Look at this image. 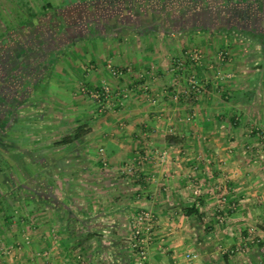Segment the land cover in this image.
<instances>
[{
    "label": "crops",
    "instance_id": "0c3cea01",
    "mask_svg": "<svg viewBox=\"0 0 264 264\" xmlns=\"http://www.w3.org/2000/svg\"><path fill=\"white\" fill-rule=\"evenodd\" d=\"M227 1L231 10L244 5L264 10L263 0ZM143 39L167 43L163 37ZM106 40L96 39L95 46L102 43L103 49L83 68L61 67L59 56L51 75L36 79L46 76L48 101L72 111L53 119L41 115V123L60 125L65 119L86 126L82 156L74 159L84 164L80 176L63 184L66 211L43 207L48 201L33 194L7 189L0 196V264H139L131 245L142 212L155 216L145 264H264V144L250 129L264 127L262 101L240 98L245 87L232 86L223 87L225 99L210 93L193 99L186 84L191 69L179 65L186 53L137 50L131 48L133 40L121 37L105 58ZM89 42V37L82 41ZM110 65L127 68L125 76H113ZM209 83L210 91L221 90L214 80ZM79 85L110 88L114 112L104 114L106 100L77 96ZM7 109L5 128L16 118L14 105ZM59 133L64 138L72 132ZM145 154L151 159L127 174L125 166ZM27 204L34 208L27 210ZM252 237L258 240L246 243ZM244 243L247 250L235 254ZM218 248L228 249V255L216 259ZM188 254L199 258L187 261Z\"/></svg>",
    "mask_w": 264,
    "mask_h": 264
},
{
    "label": "rangeland",
    "instance_id": "374dc122",
    "mask_svg": "<svg viewBox=\"0 0 264 264\" xmlns=\"http://www.w3.org/2000/svg\"><path fill=\"white\" fill-rule=\"evenodd\" d=\"M87 1L89 0H47V2L45 0H0V74L4 75V69L11 73L14 66L18 70L20 67L23 74L32 73L31 81L37 82V77L45 73L49 74L51 68L57 66H55L57 60L54 63L53 59H57L59 56L63 57L61 67L83 68L91 56L98 55V48L103 49L102 43L98 48L95 46L96 39L107 38L106 49L101 53V56L107 58L110 52L114 53L117 44L122 43V36L135 42L131 46L133 49L149 48L147 51L186 53L184 55L186 60H180L179 65L183 70L186 68L190 71L191 69V75L186 77V84L192 87L187 94H191L193 99L206 98L210 93L222 100L226 97L223 87L232 86L238 90L245 87L238 91L242 92L238 97L256 102L260 100L264 104V46L261 44V42L264 43L263 25L254 27L244 23L233 22L230 24L214 17L219 14L217 12L225 4L223 5L217 0H208L210 5L206 9L203 0H196V3H192V6L188 7L185 12L173 10L172 6L175 4L172 3L168 5L170 7L166 8L168 12L157 11L155 14L149 12L146 15L133 16L132 20H126L125 15L119 14L122 20L120 18L119 22H113L107 18V20L105 19L107 23H103H106L105 26L98 24L99 28H95L96 32L94 33L88 31L85 25L80 29L74 26L79 20L81 21L76 15L85 8ZM178 1L175 3H179ZM47 3H50L51 7L45 8ZM233 6L236 7V5ZM215 7H217L214 10L215 13L213 17H210L209 10ZM29 8H32L33 12L40 16L37 24L44 29L43 35L38 33L37 25L34 23L21 26L19 14L26 18ZM202 8L209 14L202 13ZM232 12H235L234 8ZM45 17L46 20H44ZM98 19L101 18H96V20ZM128 23L130 24L128 25ZM121 24L127 25V29L121 28ZM144 36L163 37L167 43L158 44L151 40L145 43ZM88 37L91 42L83 44V39ZM8 39H11V42L10 40L8 42ZM37 47L42 48L43 53L39 54L37 51V55H35L34 50H37L35 49ZM20 51L22 52L19 53ZM207 58L210 59L206 60ZM26 61L28 66L24 64ZM10 63L15 65L13 64L11 67ZM121 69L123 74L115 76L113 72L117 69L112 68L113 76L124 77L127 68L119 70ZM227 70L230 72L226 73ZM229 74L231 77H227ZM45 77L43 81L39 82L33 94L29 93L31 89L28 91L23 88V85L20 86L23 90L25 89V91L22 90V93L21 89L16 87L19 89L17 93H21L18 98L13 100L12 104L16 118L11 121L8 128L2 127L0 123V196L6 194L7 189L10 192H22L26 196H32V194L37 197L43 196L48 201L43 203V207L46 205L47 209L53 207V209L66 211L65 199L61 196L65 197L68 187L63 184H66L71 175H81L80 167L83 166L84 161L81 159L80 163H74V159L82 156V148L79 144L71 151H66L63 149L64 147L56 145L63 138L60 131L73 132L78 128V124L74 121L70 125L65 122V119H61L60 125L56 122L51 126L41 123V115L53 119L51 116L60 114V111L64 114L72 112H65L66 106L64 108L56 106L53 100L48 101L50 82ZM51 78L61 79L56 74H52ZM212 79L215 84L219 83L217 86L221 89L219 91L214 89L218 91L216 94H214V90L210 91L208 88L209 85H212L209 83L213 81ZM191 81H195V83ZM247 84L249 85L246 86ZM108 89V92L111 93L110 88ZM90 90L100 92L103 89L79 85L75 94L97 101L89 95ZM111 98L106 101L107 106L103 105L102 107L104 114L113 113L116 108L109 104L113 103ZM250 129L251 133L254 131L256 134L264 132V127L256 125H251ZM260 142L264 144V140ZM55 150L61 151L57 154L54 153ZM75 166L77 167L75 168ZM33 208V204L26 205L27 210ZM257 240V237H252L247 240L248 242L245 241L252 245ZM246 243L240 244L238 250L234 251L235 254L242 255L244 248H247ZM226 254L228 255L226 248H218L214 253L216 259H220Z\"/></svg>",
    "mask_w": 264,
    "mask_h": 264
},
{
    "label": "trees",
    "instance_id": "16d2710c",
    "mask_svg": "<svg viewBox=\"0 0 264 264\" xmlns=\"http://www.w3.org/2000/svg\"><path fill=\"white\" fill-rule=\"evenodd\" d=\"M45 1L47 2V0H45ZM177 1L178 0H89V1H87V3H86L87 5L85 6V8L81 9L79 11V13H77L76 16L78 17V19H81V21L79 20L78 23L74 24V26H77V27L79 26V29H80L81 27L83 28V26L85 25V28H87L88 31H92L95 33L96 32L95 28H99L98 24H102V26H105V24L107 23L106 22L107 18L108 19L110 18V20H112L113 22H119V19L121 18L120 15H122V16L125 15L126 20H128V19L132 20L133 16L138 17L139 15L141 16L142 14L146 15L149 12L151 14H153V13L155 14V13H157V11H167L168 12V10L166 8L170 7L168 5H170L172 3L175 4V6H172V7H174L173 10H175L176 12L177 11L185 12V11H187L188 7L192 6V3L193 4L196 3V0H181V1H178L179 3H175ZM219 1L221 4H223V5L225 4V6L230 4L227 0H219ZM239 1H242V0H239ZM202 2H204V6L206 9L209 8L210 1L203 0ZM176 4H178V7H176ZM46 7L47 8L51 7V4L47 3L45 8ZM76 11H77V9H76ZM27 12H28V14H27L26 18H23L22 14L21 15L19 14V17H21V20H20L21 26H27L29 23H34L37 25V29L39 31L38 33L39 34L41 33V35H43L45 33L44 29L42 28L41 25L37 24L39 22L38 19L40 16H38V14L34 13L32 8H29ZM74 12H75V10H74ZM206 12H207V14H209L207 10L202 8V13H206ZM81 13H83V14H81ZM115 13H117V14H115ZM98 17L101 19L96 20V18H98ZM149 17H151V16H149ZM44 20H46V17L44 18ZM121 20H122V18H121ZM112 21H110V22H112ZM104 22H106V23L103 24ZM91 23H93V24H91ZM82 24H83V26H82ZM129 24L130 23H128V25ZM102 26L100 25V27H102ZM120 26L123 29H127V25L124 26V24L123 25L121 24ZM144 27H142V28H144ZM130 31H131V29H130ZM9 40L11 42V39H8V42H9ZM261 44L264 46V43L261 42ZM35 49H38V47ZM29 50H32V49H29ZM40 50H42V48ZM40 50L38 51L39 54H41V52H42ZM21 52L22 51H20L19 53H21ZM27 53H25V54H27ZM51 59H53V57H51ZM53 60H54V62H56L57 59L54 58ZM24 64H27V61ZM27 66H28V64H27ZM11 67H12V65H11ZM19 69H20V67H19ZM11 71H14V70L12 69ZM16 72L18 73V75L20 74L23 77V79H24L25 74L28 76V74L30 73V72H27V73L23 74L22 71H19L17 69V67H16ZM24 81H25V79H24ZM38 84H39V82H32L31 80H28V81H25L23 86H25V88L28 89V91H29V89H31L29 91V93L33 94L36 87L38 86ZM29 86H32V87L30 88ZM88 133L89 132L86 129V126H81L77 129H75L71 133V135L64 137L60 142L56 143V145L60 146V147L78 145L81 143L82 139ZM230 254L232 255V253H230ZM226 256H227V254H226Z\"/></svg>",
    "mask_w": 264,
    "mask_h": 264
},
{
    "label": "flooded vegetation",
    "instance_id": "af4514ba",
    "mask_svg": "<svg viewBox=\"0 0 264 264\" xmlns=\"http://www.w3.org/2000/svg\"><path fill=\"white\" fill-rule=\"evenodd\" d=\"M248 5V3H247ZM258 7V6H257ZM257 7H253L251 10H249L248 6L244 5L241 7H238V10H235V12L233 13L230 7H221V10L217 13H219L218 15H214L215 13V8L210 9L209 11V16L210 17H214L217 19H222V21H227L228 23L232 24L233 22H236V24H247V25H251V26H260L262 27V25L264 26V10H258ZM249 12H251V16H249ZM208 17V16H207ZM206 17V18H207ZM93 24V23H91ZM110 25V24H109ZM83 26V24H82ZM77 27V26H76ZM109 27V26H107ZM79 28V26H78ZM262 29H264L262 27ZM40 50V47L35 50V54L37 55V51ZM41 51V50H40ZM11 64V63H10ZM14 64V63H13ZM11 64V65H13ZM16 68L15 66L12 68L14 71L9 73L7 69H4L3 73L4 75H1L0 78V123L2 124V119L3 117H9L10 113L9 111L6 112L8 109V106L12 105L13 100H15L16 98H18L19 95H21V93H17V90L21 89L20 86L22 87V85L25 83L23 77L15 71ZM19 71H21V69H19ZM1 72V71H0ZM22 82V84H21ZM16 87H18L16 89ZM14 88V89H13ZM22 90V89H21ZM23 92V91H21ZM7 105V107L5 108V106ZM13 107V106H12ZM6 112V113H5ZM4 118V120H5Z\"/></svg>",
    "mask_w": 264,
    "mask_h": 264
},
{
    "label": "built area",
    "instance_id": "2783aa9c",
    "mask_svg": "<svg viewBox=\"0 0 264 264\" xmlns=\"http://www.w3.org/2000/svg\"><path fill=\"white\" fill-rule=\"evenodd\" d=\"M113 74L115 76H121L123 74L122 70L114 71ZM192 83H195V81H191ZM108 88H103V90L94 92L93 90L89 91V95L91 97L95 98L99 103L103 100H108L112 96V93L108 92ZM112 99V98H111ZM102 106V105H101ZM257 136L261 140H264V132L257 133ZM166 154H163L161 156V159L164 161ZM151 159L150 154H145L143 156H140L137 158V160L133 161V163H130L125 166V172L127 174H133L136 171L137 166L141 167L143 166L148 160ZM200 191H196V194L199 195ZM155 224V216L151 212H142V214L138 217L135 225L133 226V232L132 236L134 239L133 244L131 245L132 249L137 253L139 257V264H145V262L148 259L147 254V244L149 241V238L151 236L152 229ZM243 250V248H241ZM199 256L197 254H188L186 256L187 261H193L197 260Z\"/></svg>",
    "mask_w": 264,
    "mask_h": 264
}]
</instances>
